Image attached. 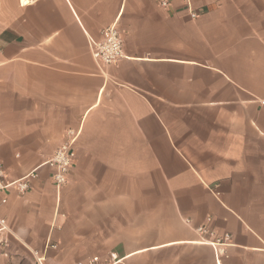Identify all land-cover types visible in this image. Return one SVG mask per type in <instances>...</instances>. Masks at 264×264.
Instances as JSON below:
<instances>
[{"label": "crops", "instance_id": "obj_1", "mask_svg": "<svg viewBox=\"0 0 264 264\" xmlns=\"http://www.w3.org/2000/svg\"><path fill=\"white\" fill-rule=\"evenodd\" d=\"M0 163V264H264V0H0Z\"/></svg>", "mask_w": 264, "mask_h": 264}, {"label": "built area", "instance_id": "obj_2", "mask_svg": "<svg viewBox=\"0 0 264 264\" xmlns=\"http://www.w3.org/2000/svg\"><path fill=\"white\" fill-rule=\"evenodd\" d=\"M31 1V0H29ZM187 1V0H184ZM160 5L167 7L166 1L160 2ZM195 18V15H191ZM99 40H89V52L92 60L98 67H109L115 66L120 60L124 58L123 55V37L117 26L111 25L101 30ZM77 133L72 130H68L65 133V141L61 144L53 153L52 157L45 162L52 170L51 182L54 190L59 191L66 185L69 174L75 164V153L74 144L77 139ZM37 178L36 172L32 171L26 174L24 177L15 180L7 181L6 172L0 163V192H5L12 189L18 193L19 196L23 197L31 190L32 182ZM2 204L6 203V199L1 200ZM211 218L206 219V225L199 226L196 228V233L201 237L212 239L210 246L213 249L216 261L222 254V248L230 244V237L228 235L215 236L214 232L210 229L209 224ZM6 230V222L0 219V232ZM2 246L5 242H0ZM55 248L56 246H49ZM35 264H44V258L37 256L34 259Z\"/></svg>", "mask_w": 264, "mask_h": 264}]
</instances>
